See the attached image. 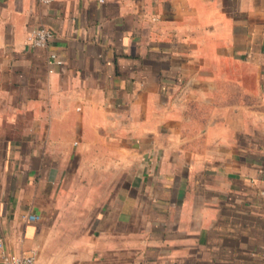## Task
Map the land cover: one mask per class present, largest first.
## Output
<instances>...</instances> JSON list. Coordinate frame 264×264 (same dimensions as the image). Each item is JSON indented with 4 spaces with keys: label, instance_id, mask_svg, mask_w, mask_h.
<instances>
[{
    "label": "crops",
    "instance_id": "crops-1",
    "mask_svg": "<svg viewBox=\"0 0 264 264\" xmlns=\"http://www.w3.org/2000/svg\"><path fill=\"white\" fill-rule=\"evenodd\" d=\"M4 254L264 264V0H0Z\"/></svg>",
    "mask_w": 264,
    "mask_h": 264
},
{
    "label": "built area",
    "instance_id": "built-area-1",
    "mask_svg": "<svg viewBox=\"0 0 264 264\" xmlns=\"http://www.w3.org/2000/svg\"><path fill=\"white\" fill-rule=\"evenodd\" d=\"M43 4H50L53 0H40ZM53 39V34L46 28H40L32 31L28 37V44L33 48H45ZM56 64L61 65V61H56ZM30 220H37L36 216L29 217ZM1 264H39L34 255H16L4 254L2 256Z\"/></svg>",
    "mask_w": 264,
    "mask_h": 264
}]
</instances>
